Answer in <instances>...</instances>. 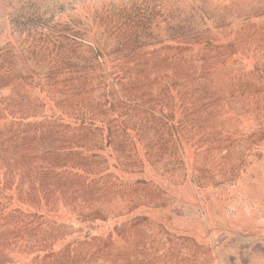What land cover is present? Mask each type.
Listing matches in <instances>:
<instances>
[{"label":"rangeland","instance_id":"374dc122","mask_svg":"<svg viewBox=\"0 0 264 264\" xmlns=\"http://www.w3.org/2000/svg\"><path fill=\"white\" fill-rule=\"evenodd\" d=\"M76 110L111 121L108 144L64 128ZM77 139L118 179L58 188L16 240L7 216L0 264H264V0H0V171L26 187L42 148Z\"/></svg>","mask_w":264,"mask_h":264},{"label":"trees","instance_id":"16d2710c","mask_svg":"<svg viewBox=\"0 0 264 264\" xmlns=\"http://www.w3.org/2000/svg\"><path fill=\"white\" fill-rule=\"evenodd\" d=\"M199 12L202 22L207 21L208 18L205 14V11L199 8ZM95 49L97 59L101 60V63H98V65L101 64L106 70L103 68L98 70L97 66L96 69H94L93 74H98L101 78V84L106 86L108 85L106 74L107 72H110L114 69L113 62L105 48L96 43ZM112 75L117 77L116 73H112ZM44 85L47 87L53 85L57 86L58 81L56 78H52ZM84 86L87 87L85 80L75 86H71L70 90L74 91V94H77L80 91L85 90L83 89ZM37 90L38 94L41 96L40 100L43 104L42 107H44V109L46 107L48 108V113L44 114L42 119L46 118L48 120L61 122L65 116H68L64 112H59L58 114L54 112L53 108H56L55 105H57V102L55 103L54 99L49 95L47 88L39 87ZM101 103H103V101ZM104 105L110 106L108 100H104ZM109 108H111V106ZM106 110L108 111V109ZM6 114L12 118L13 124H20V122H22L24 125L31 124V126H33L32 124L36 123L35 120L30 122L29 120H25L23 117H13L10 112H7ZM69 118L72 121V124H67L65 126L63 124L62 126H64V128L74 127L79 131H83L85 135L81 136V139L91 135L92 132L96 131L97 129H101L105 134L103 138H105L107 141L106 144H108L110 137L109 132L112 130L111 121L108 120V118H101L99 120V125H96L94 113L89 110L86 112H80L79 110H76V113H74V115L72 114ZM86 118H88V121H86ZM112 119L119 122L120 124L124 123L122 116L116 115L112 117ZM51 125L50 127L53 128ZM21 140L24 143L27 141L25 136H22ZM131 141L133 142L132 138ZM105 149L106 147L97 148L94 146V144H88L78 139L64 141L58 146H45L42 148L41 153L35 156V159L39 162V179L34 180L26 187L23 186V188V174L17 172L15 174V178L9 179L7 178L5 172L0 171V228L7 224L6 217L12 216L13 224L16 227L15 232L12 234L14 235V240H16L20 237L19 231L25 233V230L27 229L26 227L29 226L33 217L38 216L40 218L43 216L42 212H53L47 208L48 202L46 201V197L50 194H57L60 196L64 194V192L58 188L65 186L71 188V197L68 196L69 194H66V196L69 200H73L75 194L79 192V190L91 189L97 180L111 178L112 176L115 178V180H117L118 176H115L110 171L113 167L111 168L108 166V154L105 153V158L102 157L103 168L98 170L94 166L96 161L95 159L99 158L98 151L103 152ZM117 166L118 164L115 166V170ZM54 176L57 177L58 180H51V177ZM13 202H16L15 207L10 209V206ZM39 213L41 215H38ZM12 214H15V217H13ZM10 236L11 234L8 232L2 233L0 235V244L2 245L6 243V238Z\"/></svg>","mask_w":264,"mask_h":264}]
</instances>
